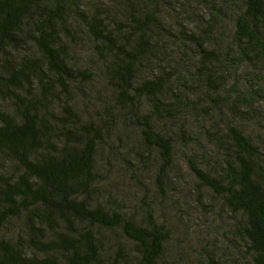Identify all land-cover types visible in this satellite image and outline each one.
Segmentation results:
<instances>
[{"label": "trees", "instance_id": "obj_1", "mask_svg": "<svg viewBox=\"0 0 264 264\" xmlns=\"http://www.w3.org/2000/svg\"><path fill=\"white\" fill-rule=\"evenodd\" d=\"M160 1L0 0V264H172L189 183L241 238L197 264H264V0Z\"/></svg>", "mask_w": 264, "mask_h": 264}, {"label": "rangeland", "instance_id": "obj_2", "mask_svg": "<svg viewBox=\"0 0 264 264\" xmlns=\"http://www.w3.org/2000/svg\"><path fill=\"white\" fill-rule=\"evenodd\" d=\"M157 11L163 15L183 17L189 30L196 28L199 30V26L196 27L195 23L204 26L208 24L206 21L208 11L198 6V0H166L163 3L160 1L157 4ZM186 23L173 24V26L178 25V28L183 31L186 29ZM229 25L232 27L233 23ZM257 64L260 70L257 77L264 79V66L259 62ZM259 84L263 85L264 82L259 80ZM262 90L264 92V88ZM260 100L258 98V101ZM256 110L257 117L245 122L244 131L252 136H262L264 102L259 104ZM259 152L264 153V149L259 147ZM191 187L192 183L183 184L174 191L175 208L178 209L180 219H171L166 225L167 240L163 250L164 261L172 264H197L198 260L206 259L209 253L216 257L222 249L234 254L236 245L241 241L240 236L234 231V225L239 224V218L234 220L236 216L232 214L229 215L223 211L219 213L220 199L210 189L201 188L196 192H191ZM143 217L144 211H139L136 215L137 219Z\"/></svg>", "mask_w": 264, "mask_h": 264}]
</instances>
